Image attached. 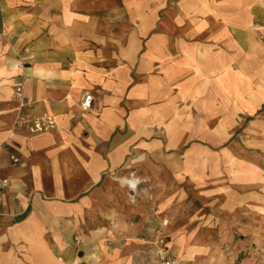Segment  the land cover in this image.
Segmentation results:
<instances>
[{"label": "crops", "instance_id": "crops-1", "mask_svg": "<svg viewBox=\"0 0 264 264\" xmlns=\"http://www.w3.org/2000/svg\"><path fill=\"white\" fill-rule=\"evenodd\" d=\"M263 2L216 46L241 44L230 68L243 85L236 92L233 82L224 106L206 111L203 86L219 51L183 40L203 35L208 19L183 17L191 27L173 37L164 18L168 51L189 63L173 69L156 44L159 0H0V264H235L238 247L241 264H264ZM220 23L208 26L211 40ZM189 86L200 119L191 141L171 112L184 96L173 89ZM85 92L94 97L88 110ZM152 96L168 104L159 122L140 114ZM43 114L54 128L29 132L17 123ZM140 136L153 137L142 140L145 157ZM171 139L182 143L178 152H168ZM123 167L148 169L153 193L134 204L118 197L113 189L127 191ZM195 199L201 206L191 212ZM236 232L244 243L233 244ZM227 244L229 258L220 255Z\"/></svg>", "mask_w": 264, "mask_h": 264}, {"label": "rangeland", "instance_id": "rangeland-1", "mask_svg": "<svg viewBox=\"0 0 264 264\" xmlns=\"http://www.w3.org/2000/svg\"><path fill=\"white\" fill-rule=\"evenodd\" d=\"M255 1L259 2V0H246L247 3H245L246 5L243 6L242 5L243 3H241L240 0H159V3L156 5L157 6V13H156L157 26H156L155 31L158 33L156 44L158 47L166 46L165 56L161 57L160 61L162 59L166 66L172 65L173 69L175 68V66L176 67H179L180 65L184 66V64L188 65L189 63L186 62L183 58H180L179 56H177L178 53L172 54V52L168 51L170 44L168 43V41H165L163 38L165 37L167 38L168 36L167 32H169L170 26H167L166 29L164 30V27H163L164 21L167 22V20L168 21L169 19L171 20V24H172L171 33L173 35L178 32H185V28L191 27V24H186V25L181 24L180 20H182L183 17L184 19H188L190 21L191 20L196 21L195 19L199 20L202 18L205 20L208 19V21L206 20L203 29H201L204 32L203 35L201 33L197 35L194 32H188L190 35L189 38L187 40H183L184 43L187 42L189 46L199 44L200 46L198 48V52L203 49L208 50L209 48L213 52L219 51V53H216V57L214 61L212 62V65H210L211 63H207L206 61L203 60V62L206 65H210V67H208V70H209L208 78H209V81H212L210 84L208 83L207 85L203 86L204 101L202 103L201 108L205 109L206 111L208 109H211L212 107L214 109H220L224 106L222 102L224 97L226 96L228 91L230 92L234 90L232 86L233 82H235L236 92H239L243 85V79L239 75L231 71V68H230L233 59L241 51L240 49L241 44H234L230 46L226 44L225 46H222L221 48H218L216 46L227 43L228 28L230 29V27L231 28L241 27L243 25L242 16L248 10L251 9L252 4H254ZM184 3L185 5L181 9V5ZM223 7H226V8H223ZM196 12H198V14H196ZM185 16H190V17H185ZM213 17H215V19H213ZM164 18H166L167 20ZM212 22H222L217 25L216 29L214 30L215 33L213 32L215 36L214 39H216V41L211 40L212 37L209 36L210 37L209 38L206 35V30L209 29L210 24ZM212 41H215L214 42L215 44L212 43ZM175 43H176L175 39H172V46H174ZM219 58L221 59L220 61H219ZM221 62H224L225 64L222 65ZM190 69L191 67L187 68V72H189ZM234 75H237V76H234ZM178 77H179V74L173 76V78H178ZM185 88L186 90L180 87H175L173 89L174 92L176 93H180L181 91H183L184 96L181 100H179L178 103H173V105L171 106V112L175 115L180 113L179 121H183V124H186L188 126L187 137L191 141L196 136L195 132L197 130V125H198L197 123H199L200 119L198 121L197 119H195L196 111L198 108L197 104H195L196 100L191 101V97H193V94H192L193 87L189 86ZM177 98L178 96L173 95V98H172L173 102ZM153 99H155L154 104L150 103L148 107L141 106L140 114H141V117H145V115L147 114L151 116L155 114V118H156L155 121L159 122L160 121L159 115L162 116L168 104H164L160 102L157 96L156 97L152 96L151 99L149 100L151 101ZM142 105H145V104H142ZM143 139L146 141V140L153 139V137H146V138L143 136L139 137V141L141 142L139 154H143L142 157H145L147 153L146 151L145 152L143 151L144 150L143 147H145L142 141ZM181 145L182 143L179 140L171 139V141L168 144H166V147L168 148V152H172V151L178 152L181 149L180 148ZM160 158L162 160L165 158L170 159V157H166V156H162ZM173 158L174 157L172 155V159ZM120 169H121L120 172L122 176H126V177L133 176V177L139 178L140 182L137 185V189L135 190L134 200H131V194L133 193V190L128 183L122 184L127 188L125 195H123L121 191H117L116 189L112 190L114 193H117L118 197L122 199H126L129 201V203L134 204L137 201L138 197L140 199L141 196L150 195L155 190V185L151 183L150 179H148L147 175H145V172L148 169H142V170L140 169L138 174L134 171H128L129 169L125 170V167L120 168ZM143 173L144 175H142ZM111 187H114V186L111 185ZM194 192L195 191L193 189H189L190 198L193 197ZM124 201L125 200H121L122 203ZM188 202L189 204L191 202V207H190L191 212L197 211V208L201 206V202L198 199L189 200ZM237 218L241 220L240 217H237ZM208 235H211V238H217L215 233H208ZM230 238H232V235L230 236ZM244 242H245L244 234L242 232H236L234 236L233 244L235 243L237 245L239 243H244ZM230 251H233V246L227 244V246L222 247L220 249V255H222V252H224V256L226 258H229ZM236 253L237 254L234 259V262L235 264H241V261H242L241 259L245 255L244 249L242 247H238V249L236 250ZM220 258L223 259L222 256H220Z\"/></svg>", "mask_w": 264, "mask_h": 264}, {"label": "built area", "instance_id": "built-area-1", "mask_svg": "<svg viewBox=\"0 0 264 264\" xmlns=\"http://www.w3.org/2000/svg\"><path fill=\"white\" fill-rule=\"evenodd\" d=\"M21 91V86H16L15 87V92L17 94V99L20 101V105H24L26 104L28 101L24 100L23 97L20 94ZM93 95L89 92H85L82 98V101L80 103V106L83 110H88L92 108L93 105ZM18 122H23L26 124V127L28 129L29 132H41V131H47L50 130L52 128H54L55 126V119L52 115L49 114H43V115H39V116H32V117H24V116H20L17 120ZM10 159L12 160L13 163L18 162L19 158L13 154L10 155ZM139 178L136 179V182L134 185H131L130 182H128V184L130 185V187L133 190V193L131 194V200H134V193L135 190L137 189V185L139 184L140 180ZM166 221H163V224H165ZM73 241L75 246L77 247L80 244V240L74 236L73 237ZM160 250L162 251V248H160ZM160 264H179L178 259L176 258H161V262Z\"/></svg>", "mask_w": 264, "mask_h": 264}, {"label": "bare ground", "instance_id": "bare-ground-1", "mask_svg": "<svg viewBox=\"0 0 264 264\" xmlns=\"http://www.w3.org/2000/svg\"><path fill=\"white\" fill-rule=\"evenodd\" d=\"M264 3V2H263ZM136 179H138V178H136V177H126V176H119L118 177V180L122 183V184H126V183H128V182H130V184L131 185H134L135 184V182H136ZM140 180V179H139ZM138 180V181H139Z\"/></svg>", "mask_w": 264, "mask_h": 264}]
</instances>
